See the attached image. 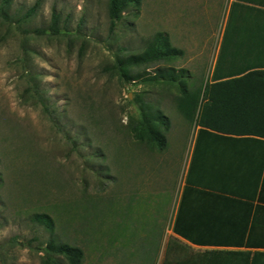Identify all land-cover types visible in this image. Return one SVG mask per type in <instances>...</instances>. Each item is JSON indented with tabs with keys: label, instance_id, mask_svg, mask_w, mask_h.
Here are the masks:
<instances>
[{
	"label": "rangeland",
	"instance_id": "obj_1",
	"mask_svg": "<svg viewBox=\"0 0 264 264\" xmlns=\"http://www.w3.org/2000/svg\"><path fill=\"white\" fill-rule=\"evenodd\" d=\"M231 3L142 0L111 25L107 0L11 1L12 19H0V264H70L46 255L51 232L31 217L41 212L59 241L81 247L80 264H161L196 127L176 109L174 85L127 82L114 59L164 31L183 54L140 70L183 68L198 87L229 15L264 24ZM53 8L66 33L52 35ZM138 98L170 118L161 151L132 137Z\"/></svg>",
	"mask_w": 264,
	"mask_h": 264
},
{
	"label": "trees",
	"instance_id": "obj_2",
	"mask_svg": "<svg viewBox=\"0 0 264 264\" xmlns=\"http://www.w3.org/2000/svg\"><path fill=\"white\" fill-rule=\"evenodd\" d=\"M11 1L0 0L2 22L12 19ZM141 1L107 0L110 24L114 25L120 20L127 9L138 8ZM244 1L248 3L243 4L245 8H254L261 18L264 0ZM36 6L28 9L26 17ZM244 15L243 10L238 8L234 17L228 16L225 28L237 26L240 21L238 16ZM245 25L254 27L246 18ZM260 25L261 22L255 26ZM64 26L60 12L53 8L49 24L52 35L66 33ZM182 54L181 48L171 45L168 33L157 31L141 51L116 55L113 67L119 77L130 83L141 80L174 85L178 91L173 97L176 109L196 127L195 148L199 142L217 139L264 141V53L244 52L242 64L236 66L232 62L229 69H224L220 48L209 80L198 87L194 83L188 85L185 77L190 78V74L183 68L176 70L169 65L158 66L153 68L149 76H145L146 70H140ZM33 90L32 95L42 99L37 86ZM138 100L137 116H128L132 137L147 147L161 151L167 144L166 132L171 127L170 118L149 102L140 98ZM44 107L47 109L46 105ZM191 165L192 160L186 170L185 184L177 202L171 231L196 245L247 248H212L194 254L188 253V249L169 238L161 264H264V250L259 249L264 248V205H254L252 200L219 190L192 186L189 183ZM263 196L259 199H263ZM31 217L51 232L44 248L47 256H62L70 264H80L83 257L81 247L59 241L53 235L54 220L48 213H33ZM253 233L254 236L251 235ZM252 247L255 249H249Z\"/></svg>",
	"mask_w": 264,
	"mask_h": 264
},
{
	"label": "crops",
	"instance_id": "obj_3",
	"mask_svg": "<svg viewBox=\"0 0 264 264\" xmlns=\"http://www.w3.org/2000/svg\"><path fill=\"white\" fill-rule=\"evenodd\" d=\"M231 1L237 2V4H248L244 0ZM238 17L241 21L244 20H242V16ZM220 48V58L223 62L224 69H229L232 66V62L236 66L240 63L242 64L244 52L264 53V24L260 25L259 28H248L247 26L223 27L219 36L218 50L212 65V71ZM195 143L196 140L193 139L191 147L187 151V166L179 197L182 187L185 184L186 170L192 160L191 178L189 182L192 186L210 188L216 191L219 190L226 194L241 196L252 200L254 205H264V196L263 199H259L262 194L264 195V141L217 139L211 142H199L196 148ZM171 233L170 238L188 249V253H201L205 249L212 248H247L196 245L176 235L172 231ZM251 235L254 236V233ZM249 249L254 250L255 248L252 247ZM259 249L264 250L262 247H259Z\"/></svg>",
	"mask_w": 264,
	"mask_h": 264
}]
</instances>
